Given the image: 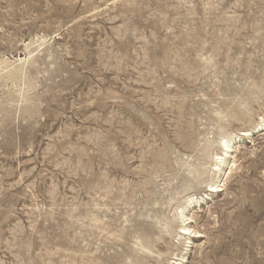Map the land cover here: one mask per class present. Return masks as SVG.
<instances>
[{
  "label": "rangeland",
  "instance_id": "rangeland-1",
  "mask_svg": "<svg viewBox=\"0 0 264 264\" xmlns=\"http://www.w3.org/2000/svg\"><path fill=\"white\" fill-rule=\"evenodd\" d=\"M262 116L264 0H0V264H264Z\"/></svg>",
  "mask_w": 264,
  "mask_h": 264
},
{
  "label": "bare ground",
  "instance_id": "bare-ground-1",
  "mask_svg": "<svg viewBox=\"0 0 264 264\" xmlns=\"http://www.w3.org/2000/svg\"><path fill=\"white\" fill-rule=\"evenodd\" d=\"M260 120H261L260 124L262 126L264 124V116H262ZM253 128H254V130L253 129H250V128L248 130H241L239 135L248 137L252 133L256 132L258 129H260V126L259 125L257 126V130H255L256 127H253ZM231 140L232 139H225V140L222 139L221 144L224 147V150L223 151H225V152H228L229 151ZM223 159H224L223 156H220V157H217L216 160H218V161L220 160L219 163L221 164V162L223 161ZM219 163L217 162V164H216V167L218 166V168L214 169V170H216L218 172L221 171V167H220V164ZM221 189H222V187L220 188V186H218V185L211 184L210 187H209V189H208V191H210L211 193H216V192H220ZM194 202H197L198 203V200H194V198L193 199L190 198L187 201V204L184 205V207H182V209L179 211L178 220H180V222H181L180 223V227H179V231L177 232V234L179 236L180 235L181 236H185V237L188 236V238H190L193 235L192 233H195L196 234L198 232L197 230H191V227L188 226L190 223L193 222L191 220L192 217H188L185 214V211H184L187 207H189L188 205L193 206V203ZM158 235H159V239H163V238L166 239V238H168L167 235L166 236L163 235V232L162 231H159L158 232ZM169 235H170V233H169ZM199 235L200 234H198V236ZM154 245L156 246L155 247L156 249L157 248L160 249V250L162 249L161 248L162 245L160 244V242H159L158 239L154 241L153 247H154ZM153 247H152V243L145 244L144 250L146 252L144 253V255L141 258L142 261H143V264H148L147 262H150L151 264H155V262L157 263V260L158 259H157V255L155 254L156 250ZM184 254L185 253L184 252H181V251H180V253H177V254L174 253L173 254V257H172V262L171 263L172 264H182L183 263V259H184Z\"/></svg>",
  "mask_w": 264,
  "mask_h": 264
}]
</instances>
